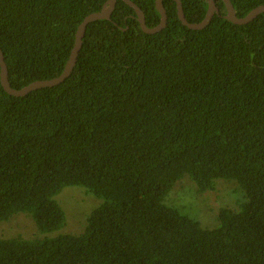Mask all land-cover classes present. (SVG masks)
<instances>
[{
  "label": "trees",
  "instance_id": "trees-1",
  "mask_svg": "<svg viewBox=\"0 0 264 264\" xmlns=\"http://www.w3.org/2000/svg\"><path fill=\"white\" fill-rule=\"evenodd\" d=\"M107 1L0 0L12 87L59 77ZM131 1L160 24L156 0ZM181 1L190 23L205 20L206 0ZM231 1L239 18L264 6ZM216 3L193 30L164 0L167 26L147 34L118 0L89 24L70 77L26 96L4 89L0 67V223L27 213L43 234L69 228L66 187L101 202L79 234L0 237V264H264V12L238 25ZM185 178L197 195L237 181L245 199L204 228L168 204Z\"/></svg>",
  "mask_w": 264,
  "mask_h": 264
},
{
  "label": "rangeland",
  "instance_id": "rangeland-1",
  "mask_svg": "<svg viewBox=\"0 0 264 264\" xmlns=\"http://www.w3.org/2000/svg\"><path fill=\"white\" fill-rule=\"evenodd\" d=\"M189 178L180 181L175 189L168 195V204L179 209L182 213L197 220L204 228L217 227L219 210L222 207H236L243 202L245 193L233 180H218L214 191L197 195L196 188ZM85 189L80 187H66L56 197L69 216L67 225L60 231L43 234L39 231L32 217L27 213L16 214L9 221L0 223V237L25 239H43L55 237L60 234L73 232L79 234L85 228L86 217L98 207L101 202L88 196ZM175 196L172 203L170 199ZM98 205V206H97ZM216 222L214 223V219Z\"/></svg>",
  "mask_w": 264,
  "mask_h": 264
},
{
  "label": "water",
  "instance_id": "water-1",
  "mask_svg": "<svg viewBox=\"0 0 264 264\" xmlns=\"http://www.w3.org/2000/svg\"><path fill=\"white\" fill-rule=\"evenodd\" d=\"M124 1L132 8H134V10L136 11L138 16V21L140 22L141 28L145 33L157 34L166 28L168 24V14L164 6V0H156V6L161 15V22L159 25H157L154 28L148 27L146 21V15L144 11L136 3H134L131 0H124ZM174 1L177 3L178 16L180 20L183 22L185 26L193 30L204 29L207 25H209V23L212 21L216 13L220 14V10L217 7L216 0H206L209 4V8L205 20L201 23H190L187 20L186 15L184 13V6L182 4V1L181 0H174ZM223 1L227 8V14L224 17L229 21L238 25L249 24L252 21H254L261 13L264 12V6H260L254 9L247 17L239 18L236 14L232 1L231 0H223ZM117 3L118 0H108L100 12L92 13L85 18V20L78 28L76 34L75 46L71 52L65 70L57 78L51 80L36 81L23 89H14L9 79L8 64L6 63L3 51L0 48L1 81L4 89L12 96L22 97L41 88L53 87L62 84L67 78L70 77V75L73 73L75 69L80 51L83 47V43H84L83 40L86 35L89 24L98 20H110L117 7Z\"/></svg>",
  "mask_w": 264,
  "mask_h": 264
}]
</instances>
